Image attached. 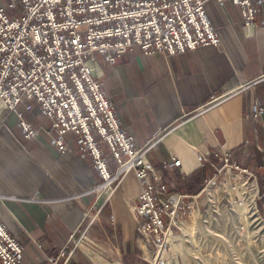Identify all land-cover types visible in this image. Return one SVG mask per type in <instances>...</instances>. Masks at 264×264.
Returning a JSON list of instances; mask_svg holds the SVG:
<instances>
[{
    "label": "crops",
    "instance_id": "crops-1",
    "mask_svg": "<svg viewBox=\"0 0 264 264\" xmlns=\"http://www.w3.org/2000/svg\"><path fill=\"white\" fill-rule=\"evenodd\" d=\"M0 7L15 18L23 3L0 0ZM207 12L220 45L173 55L134 48L103 76L134 144L152 141L151 164L162 170L170 192L188 196L215 174L216 154L228 150L237 165L247 159L258 169L264 144V118H249L250 95L235 91L264 73V3L252 29L233 0H211ZM256 93L264 104V84ZM220 96V104L201 111ZM18 113L37 129L33 138L24 136ZM50 128L35 101L17 111L0 102V221L23 246V264H151L133 211L144 183L130 172L109 200L98 199L93 189L101 179L92 159L81 156L73 133L66 135L68 150H60ZM173 157L180 165L165 166Z\"/></svg>",
    "mask_w": 264,
    "mask_h": 264
},
{
    "label": "built area",
    "instance_id": "built-area-1",
    "mask_svg": "<svg viewBox=\"0 0 264 264\" xmlns=\"http://www.w3.org/2000/svg\"><path fill=\"white\" fill-rule=\"evenodd\" d=\"M211 0H22L23 9L11 18L0 7V102L10 111L35 101L51 120L47 131L60 150H68L66 135L73 133L82 157H90L101 182L93 189L105 201L130 172L144 183L133 211L139 218L144 243L157 264L159 253L170 249L168 234L176 235L186 197L170 193L161 170L148 154L152 141L137 147L107 96L104 69L134 48L145 54L184 53L201 46L220 45L221 39L207 12ZM222 1V0H221ZM247 29L256 26L264 0H233ZM264 84V73L235 91ZM223 99H213L206 111ZM27 109L33 108L28 104ZM251 115L262 119L264 107L254 99ZM26 138L37 129L18 113ZM223 168H239L227 152L216 154ZM112 158V161L110 160ZM206 155L202 161H208ZM173 157L165 166L177 167ZM113 165V170L110 167ZM24 248L0 221V264H23ZM152 264H156L151 260Z\"/></svg>",
    "mask_w": 264,
    "mask_h": 264
},
{
    "label": "rangeland",
    "instance_id": "rangeland-1",
    "mask_svg": "<svg viewBox=\"0 0 264 264\" xmlns=\"http://www.w3.org/2000/svg\"><path fill=\"white\" fill-rule=\"evenodd\" d=\"M257 87L246 90L250 95L248 117L253 120V100L263 104ZM261 147L258 169L247 166V159L245 166L237 165L228 150L221 152H227L239 168H223L217 157L216 172L204 188L199 194L187 195L176 235L169 237L171 247L164 264H264V144Z\"/></svg>",
    "mask_w": 264,
    "mask_h": 264
},
{
    "label": "bare ground",
    "instance_id": "bare-ground-1",
    "mask_svg": "<svg viewBox=\"0 0 264 264\" xmlns=\"http://www.w3.org/2000/svg\"><path fill=\"white\" fill-rule=\"evenodd\" d=\"M238 93H239V92H238ZM1 103H2V102H1ZM180 217H182L181 214H180ZM182 218H183V217H182ZM180 221H181V220H179V223H180ZM171 235H173V234L170 233V234H168V236H167V241H168V242H170L169 237H170ZM167 252H168V251L161 252V253L158 254V256L163 257L164 260H165V255H166ZM150 255H151V257H152L153 262H155V263L157 264V262H156V259H157L156 255H155V254H152L151 252H150Z\"/></svg>",
    "mask_w": 264,
    "mask_h": 264
}]
</instances>
